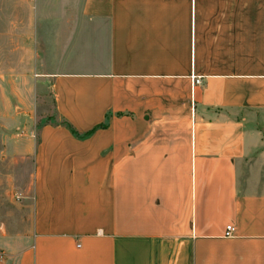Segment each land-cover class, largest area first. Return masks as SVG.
<instances>
[{"label":"crops","instance_id":"1","mask_svg":"<svg viewBox=\"0 0 264 264\" xmlns=\"http://www.w3.org/2000/svg\"><path fill=\"white\" fill-rule=\"evenodd\" d=\"M14 1L54 120L0 264H264V0Z\"/></svg>","mask_w":264,"mask_h":264},{"label":"rangeland","instance_id":"2","mask_svg":"<svg viewBox=\"0 0 264 264\" xmlns=\"http://www.w3.org/2000/svg\"><path fill=\"white\" fill-rule=\"evenodd\" d=\"M15 9L14 0H0V232L24 235L31 227L32 163L13 146L53 121L54 111L48 84L36 82L33 68L17 67L16 56L11 57L16 36L5 30L17 22Z\"/></svg>","mask_w":264,"mask_h":264},{"label":"built area","instance_id":"3","mask_svg":"<svg viewBox=\"0 0 264 264\" xmlns=\"http://www.w3.org/2000/svg\"><path fill=\"white\" fill-rule=\"evenodd\" d=\"M195 83H199L200 82V78H196ZM234 231V227L230 224L226 226V230H225V234L226 235H232ZM3 259V254L0 253V261Z\"/></svg>","mask_w":264,"mask_h":264}]
</instances>
